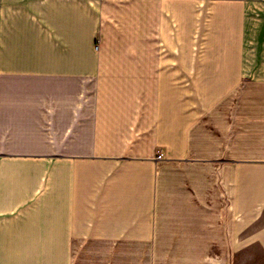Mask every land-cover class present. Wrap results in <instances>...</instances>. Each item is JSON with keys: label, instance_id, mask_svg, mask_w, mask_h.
<instances>
[{"label": "crops", "instance_id": "1", "mask_svg": "<svg viewBox=\"0 0 264 264\" xmlns=\"http://www.w3.org/2000/svg\"><path fill=\"white\" fill-rule=\"evenodd\" d=\"M0 264H264V0H0Z\"/></svg>", "mask_w": 264, "mask_h": 264}, {"label": "built area", "instance_id": "2", "mask_svg": "<svg viewBox=\"0 0 264 264\" xmlns=\"http://www.w3.org/2000/svg\"><path fill=\"white\" fill-rule=\"evenodd\" d=\"M163 155V152H159L158 157L161 158Z\"/></svg>", "mask_w": 264, "mask_h": 264}]
</instances>
